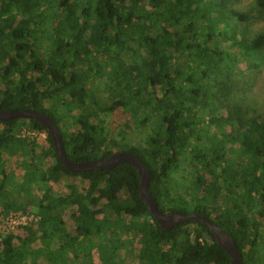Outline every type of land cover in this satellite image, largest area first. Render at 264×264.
I'll list each match as a JSON object with an SVG mask.
<instances>
[{"label": "trees", "instance_id": "obj_1", "mask_svg": "<svg viewBox=\"0 0 264 264\" xmlns=\"http://www.w3.org/2000/svg\"><path fill=\"white\" fill-rule=\"evenodd\" d=\"M227 3L0 0V108L51 116L71 161L113 148L134 153L160 211L207 216L232 237L243 264H264V107L249 100L250 76L238 71L262 66L264 38L240 39ZM117 110L145 130L144 143L108 136L103 117ZM19 124L45 134L42 147L22 139L18 159L30 182L49 180L42 168L53 182L70 183L40 215L35 233L43 243L13 226L0 239V264H87L90 250L73 251L89 243L100 246V264H124L131 233L144 244L137 264H228L203 224L164 230L155 222L134 166L70 172L35 120L0 121L1 162L21 141ZM5 179L2 165L1 211L43 206L36 196L15 203Z\"/></svg>", "mask_w": 264, "mask_h": 264}, {"label": "rangeland", "instance_id": "obj_2", "mask_svg": "<svg viewBox=\"0 0 264 264\" xmlns=\"http://www.w3.org/2000/svg\"><path fill=\"white\" fill-rule=\"evenodd\" d=\"M242 68L244 69V72L250 76L248 81L249 84H251V77L254 76V74L255 76H258L264 72V63L257 71H254L253 68H245L244 66H242ZM99 92L100 91L96 90L97 96L104 95L103 93ZM128 117V115L125 116L118 110L111 111L105 115L103 120L108 136L116 137L118 140H121L122 137L124 142L142 141L144 143L143 138L145 135V130L140 127H136L131 122H125ZM16 137L20 138L21 141L17 140L15 142V146L10 150L9 155L4 156L2 158V162L0 161V166L4 165V170L6 172L5 187L12 192V197L15 199V203L23 204L24 202L33 200V196H36L37 198H40L41 204H43V206L41 208H36L35 204L29 202L28 208L25 211L18 209H8L7 211H1L2 208L0 207V239L6 232H8V230L11 229V227L21 226L23 228L24 235L27 238L29 237V240L34 239V245H40V242L43 243V241L38 238L37 232L35 233L40 215L46 213L48 211V207L56 202L55 193L61 194L67 191V184L69 185L70 178L63 177L61 183L64 184H60V182L58 184L57 182H53V178L49 176L50 173L44 172V170L40 168L38 170L39 175L48 177L49 180H45L43 184L38 179L30 182L31 175L25 171L23 165L18 159L20 153L23 152V150H26V145L22 139L27 140V142H33L37 147H42L46 144L45 134L43 132H36L26 129L25 126L19 124ZM115 149L116 148H113L112 151H115ZM104 153V151H99L96 156L100 157V155H103ZM39 175L37 174L38 177H40ZM174 175H176L177 178H179V176H182V178L185 176L184 173ZM29 182L31 184L28 185ZM38 185L43 186L44 190L42 192L37 190ZM70 187L69 189L71 193L74 194L75 187ZM86 187H88V184H85V188ZM48 188H51L50 192L47 191ZM52 191L54 193H52ZM34 201H36V198ZM191 226L192 225H188V227ZM26 227H31L32 230L27 231L24 229ZM130 240H132V243H130ZM123 247V251L121 250L120 254L125 255L124 264H137V261L135 262V259L133 260L134 254L137 255L138 249L140 250L144 248V244L142 239H140V236H133L132 233L127 234ZM99 248L100 246L94 243H89L86 246L78 244L75 246L73 253L81 254L83 251L88 249L90 250V261L87 264H100L98 254ZM60 259L61 258H59V261Z\"/></svg>", "mask_w": 264, "mask_h": 264}, {"label": "water", "instance_id": "obj_3", "mask_svg": "<svg viewBox=\"0 0 264 264\" xmlns=\"http://www.w3.org/2000/svg\"><path fill=\"white\" fill-rule=\"evenodd\" d=\"M13 119H32L39 122L48 133L61 165L70 172H83L91 169H111L117 163H127L134 166L139 177V197L145 204L148 213L160 227L164 230H170L179 224L189 221L201 223L211 233V238L228 255V264H243L241 254L232 237L207 216L195 212H162L159 210L148 189L150 172L141 159L134 153L116 150L106 156L98 158L71 161L66 156L60 132L51 116L31 108H12L7 110L0 108V121ZM207 236L209 235L207 234Z\"/></svg>", "mask_w": 264, "mask_h": 264}, {"label": "clouds", "instance_id": "obj_4", "mask_svg": "<svg viewBox=\"0 0 264 264\" xmlns=\"http://www.w3.org/2000/svg\"><path fill=\"white\" fill-rule=\"evenodd\" d=\"M225 15L237 24L240 39L251 43L264 38V0H228ZM251 81L249 100L264 106V72Z\"/></svg>", "mask_w": 264, "mask_h": 264}]
</instances>
